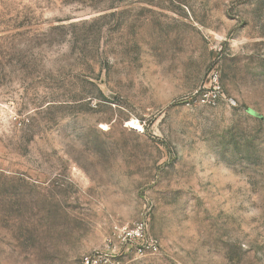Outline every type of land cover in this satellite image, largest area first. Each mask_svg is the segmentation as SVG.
<instances>
[{
    "label": "rangeland",
    "instance_id": "rangeland-1",
    "mask_svg": "<svg viewBox=\"0 0 264 264\" xmlns=\"http://www.w3.org/2000/svg\"><path fill=\"white\" fill-rule=\"evenodd\" d=\"M101 254L264 264V0H0V264Z\"/></svg>",
    "mask_w": 264,
    "mask_h": 264
},
{
    "label": "built area",
    "instance_id": "built-area-1",
    "mask_svg": "<svg viewBox=\"0 0 264 264\" xmlns=\"http://www.w3.org/2000/svg\"><path fill=\"white\" fill-rule=\"evenodd\" d=\"M114 237L117 245L124 246L125 250L130 249L138 257L156 254L159 251L158 240L147 235V224L143 220L115 226ZM81 262L82 264H117L106 254L84 256Z\"/></svg>",
    "mask_w": 264,
    "mask_h": 264
},
{
    "label": "bare ground",
    "instance_id": "bare-ground-1",
    "mask_svg": "<svg viewBox=\"0 0 264 264\" xmlns=\"http://www.w3.org/2000/svg\"><path fill=\"white\" fill-rule=\"evenodd\" d=\"M135 128H138L139 127V125H134V124H132ZM142 129V128H141Z\"/></svg>",
    "mask_w": 264,
    "mask_h": 264
}]
</instances>
